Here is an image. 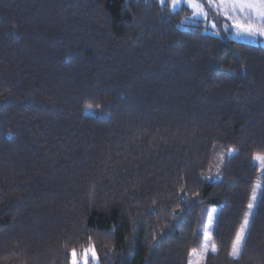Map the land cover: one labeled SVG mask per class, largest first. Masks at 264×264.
<instances>
[{
	"label": "trees",
	"instance_id": "trees-1",
	"mask_svg": "<svg viewBox=\"0 0 264 264\" xmlns=\"http://www.w3.org/2000/svg\"><path fill=\"white\" fill-rule=\"evenodd\" d=\"M210 17L0 0V264H189L213 207L202 264H264V45Z\"/></svg>",
	"mask_w": 264,
	"mask_h": 264
},
{
	"label": "snow or ice",
	"instance_id": "snow-or-ice-1",
	"mask_svg": "<svg viewBox=\"0 0 264 264\" xmlns=\"http://www.w3.org/2000/svg\"><path fill=\"white\" fill-rule=\"evenodd\" d=\"M163 3L164 0H161ZM187 3L192 9L193 16L207 17L208 8H215L217 13L223 15L227 19H231L234 22V27L237 30V34L244 35H255L259 34L264 36V0H172V5L175 7L180 3ZM255 12L256 16L262 21V25L259 28L253 27L247 21L252 19V13ZM244 18V23L240 22V18ZM216 27L215 24L212 25ZM255 161L260 163L262 169H264V154H257L253 158ZM260 185H257L259 188ZM257 199L256 191L254 189L252 201ZM253 202H250L248 208L251 210L253 208ZM250 214V213H249ZM249 214L245 215V219L240 226L239 231H237L235 239L232 244V251L230 255L233 257H238L240 251L242 250L243 241L246 239V231L250 225L248 219ZM209 251V246L205 245L201 252L192 250L189 255L193 257L190 259L189 264H200L202 257ZM211 251L216 252L217 248L215 244L211 245ZM91 253L92 259H95V249L94 247L85 248L81 255L84 258V264H88V256ZM71 255L73 257L72 264H79L77 260V251L72 249Z\"/></svg>",
	"mask_w": 264,
	"mask_h": 264
},
{
	"label": "rangeland",
	"instance_id": "rangeland-1",
	"mask_svg": "<svg viewBox=\"0 0 264 264\" xmlns=\"http://www.w3.org/2000/svg\"><path fill=\"white\" fill-rule=\"evenodd\" d=\"M161 1V0H160ZM164 2H167L170 7L172 9H178L179 7L181 6H187L189 7V5L187 3H180L178 5H176L175 7H173L172 5V0H164ZM207 3V0H205V4ZM190 8V7H189ZM191 9V8H190ZM192 10V9H191ZM207 12H208V15L207 17H202V16H196L198 18H202L205 22V24L211 29V30H215V27H213L212 25L214 24L213 20L211 19L210 16L212 15H220L222 16L223 18H225L223 15L217 13V11L215 10V8H208L207 9ZM225 23L223 25V32L230 38L232 39H235V40H244V41H249V42H255V43H260L262 45H264V36L262 35H259V34H255V35H244V34H237V30L236 28L234 27V22L233 20L231 19H227L225 18ZM240 22L241 23H244V18L241 17L240 18ZM248 23H250L253 27H256V28H259L261 27L262 25V21L256 16L255 12L252 13V19L247 21ZM254 163L256 165H258L259 167V170H260V174L264 173V169L261 168L260 166V163L258 161H255L253 159ZM214 180H218L219 178L217 176H214L213 177ZM257 185H260L259 188H257ZM255 191H256V195H257V199L253 202L252 201V197H253V193H252V196H251V199H250V202H253V208L250 210L249 208H247V211H246V214H249L248 216V219L249 221L251 222V219H252V216H253V213H254V210L256 208V205H257V202H258V199H259V196H260V192H261V179H259L256 184H255V187H254ZM254 192V191H253ZM249 202V203H250ZM249 205V204H248ZM216 209L217 207H213L211 208V211H210V214L208 216V224H207V229L205 230V234H204V241L202 243V246L200 249H197L196 251L197 252H201L203 250V248L205 247V245H208L210 246V238H211V229L212 227L214 226V219H215V212H216ZM245 214V215H246ZM214 215V216H213ZM245 219V218H244ZM248 231V229H247ZM247 231H246V234H247ZM232 251V250H231ZM79 257V256H77ZM204 257V256H203ZM203 257L202 259L200 260V264H202V260H203ZM190 259H193V257H191ZM79 264H84V258L83 256L81 255L80 258H77ZM89 261H93L94 263L96 262V255H95V259L93 260L92 259V256H91V253H89V256H88V262Z\"/></svg>",
	"mask_w": 264,
	"mask_h": 264
}]
</instances>
